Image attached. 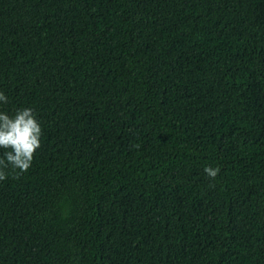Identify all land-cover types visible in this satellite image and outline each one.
Segmentation results:
<instances>
[{
	"label": "trees",
	"instance_id": "16d2710c",
	"mask_svg": "<svg viewBox=\"0 0 264 264\" xmlns=\"http://www.w3.org/2000/svg\"><path fill=\"white\" fill-rule=\"evenodd\" d=\"M0 89V264H264V0H0Z\"/></svg>",
	"mask_w": 264,
	"mask_h": 264
},
{
	"label": "clouds",
	"instance_id": "9594fccd",
	"mask_svg": "<svg viewBox=\"0 0 264 264\" xmlns=\"http://www.w3.org/2000/svg\"><path fill=\"white\" fill-rule=\"evenodd\" d=\"M9 97L0 89V105L6 104ZM42 124L31 107L18 108L9 114L0 110V181L6 180L10 172H26L32 165L35 152L41 146ZM205 174L215 178L218 167L207 165Z\"/></svg>",
	"mask_w": 264,
	"mask_h": 264
}]
</instances>
